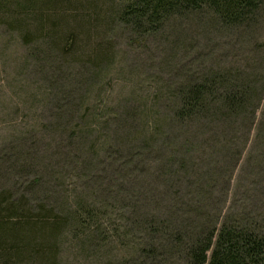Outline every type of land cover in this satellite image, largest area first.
I'll use <instances>...</instances> for the list:
<instances>
[{
	"label": "rangeland",
	"instance_id": "1",
	"mask_svg": "<svg viewBox=\"0 0 264 264\" xmlns=\"http://www.w3.org/2000/svg\"><path fill=\"white\" fill-rule=\"evenodd\" d=\"M130 1L0 0V208L58 224L15 264H131L140 222L172 214L168 161L187 152L191 166L199 155L170 123L180 90L223 66L264 83V5L237 28L196 12L148 34L119 20ZM245 130L226 136L239 148ZM259 157L244 151L231 196L206 187L215 192L206 221L219 217L220 226L216 212L235 200V212L248 202L244 210L260 215L261 164H250Z\"/></svg>",
	"mask_w": 264,
	"mask_h": 264
},
{
	"label": "trees",
	"instance_id": "2",
	"mask_svg": "<svg viewBox=\"0 0 264 264\" xmlns=\"http://www.w3.org/2000/svg\"><path fill=\"white\" fill-rule=\"evenodd\" d=\"M63 1L40 0L46 6H57ZM263 5L264 0H133L121 6L118 18L139 33L148 34L196 12L206 15L214 26L237 28L257 16ZM72 38L67 39V47H72ZM200 79L180 90V105L169 118L188 143H196L199 155L191 166L187 165V152L183 158L168 161L169 167L175 168L173 177L168 173L169 182L163 192L173 197L168 203L172 214L151 211L152 216L140 222L141 232L128 258L131 264H264V205L257 216L244 210L248 202L243 203L245 206L239 213L235 208L240 200L231 201L227 212L223 209L216 212L218 216L224 214L220 226L219 217L205 220L211 213L215 194L214 190L209 193L206 187L210 186L211 190L215 187V191L231 196V183L244 151L251 154L257 149L261 153V158L250 164H261L259 176L264 189V83L250 71L224 66L212 69ZM259 108H262L261 114L256 116ZM244 113L248 118L239 119ZM194 125L207 129L197 128L201 134L195 135ZM240 129H246V135L238 148V137L226 136V133L230 130L235 134ZM255 199L264 200V190ZM3 211L10 213L1 214ZM19 211L20 207L11 203L5 210L0 208V264H15L13 257L30 253L34 238L36 241L51 237L57 229L58 224L48 219L15 217L14 213ZM38 256L45 260V255Z\"/></svg>",
	"mask_w": 264,
	"mask_h": 264
}]
</instances>
